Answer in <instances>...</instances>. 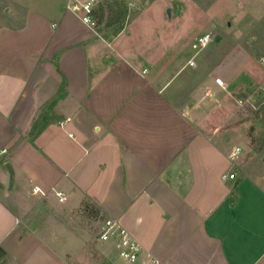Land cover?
Wrapping results in <instances>:
<instances>
[{
	"label": "crops",
	"instance_id": "1",
	"mask_svg": "<svg viewBox=\"0 0 264 264\" xmlns=\"http://www.w3.org/2000/svg\"><path fill=\"white\" fill-rule=\"evenodd\" d=\"M50 12L0 28V264L78 257L85 204L120 221L142 247L140 264H264V174L246 169L251 150L229 161L247 145L246 91L236 81L262 82L223 65L236 49L253 56L244 37L218 63L209 46L194 49L205 35L148 59L134 48L140 36L122 39L126 23L115 37L101 36L64 7ZM49 102L46 114L58 122L30 143Z\"/></svg>",
	"mask_w": 264,
	"mask_h": 264
},
{
	"label": "rangeland",
	"instance_id": "2",
	"mask_svg": "<svg viewBox=\"0 0 264 264\" xmlns=\"http://www.w3.org/2000/svg\"><path fill=\"white\" fill-rule=\"evenodd\" d=\"M65 1L0 0V28H18L24 24L29 13L51 15V10L61 12L67 5ZM102 1L104 0L99 2ZM121 1L128 10L125 25L127 33L122 39H125L128 33H132V36H140L141 40L146 38L144 40L146 42L142 44L138 37L139 41L134 48L139 47V51H147L146 53L150 57L148 59L160 58L165 50H173V53H176L189 40L192 41L196 37L207 35L213 41L208 45L209 53H211L208 54V57H213V60L218 63V60H221L230 51V43L239 37H244L243 43L248 44L245 49L250 51L253 56L244 53L242 49H236L234 54L225 56L228 60L223 65H232L236 67L233 69L236 71L254 73V79L258 82L262 81L249 86L243 77H239L236 82L243 83L246 91V94L241 95L243 99L240 103V111L245 119L247 145L240 143L242 147V151H240L245 157H248V150L255 153V156L250 157L246 169L264 174V159L262 158L264 157V92H261L259 96L257 94L258 87L264 82V65L260 63V57L264 54V0ZM167 11H170L169 16ZM81 17L82 13L76 20L83 25ZM112 17L111 14L108 23ZM83 27L89 29L85 25ZM215 37H220L217 44L214 43ZM170 57L171 55L168 53L167 58H163V61ZM163 61L160 62V65ZM214 68L213 72L218 71ZM85 205L78 214V225L83 228L85 233L84 248L78 257H70L67 264H117L115 257L112 258L114 255L111 254L112 250L110 252L112 256L107 260L109 248L106 250V246L98 240L99 229L106 217L97 214L89 204Z\"/></svg>",
	"mask_w": 264,
	"mask_h": 264
},
{
	"label": "built area",
	"instance_id": "3",
	"mask_svg": "<svg viewBox=\"0 0 264 264\" xmlns=\"http://www.w3.org/2000/svg\"><path fill=\"white\" fill-rule=\"evenodd\" d=\"M93 1L79 2L77 0L68 1L65 12L78 17L82 13L81 22L83 25L87 26L91 30H95L96 21L93 16ZM212 39L209 36H202L196 40L194 49L197 52L203 51L212 43ZM261 64L264 65V57L260 60ZM190 67H195L194 62L190 61L188 63ZM215 84L218 87L223 88V83L220 79L215 80ZM264 92V82L258 87L257 94ZM6 151L3 150L1 153L4 154ZM240 149H234L229 155V161L231 165H235L238 156L240 155ZM233 180L235 178L234 174L228 176H223L222 179ZM34 195H40L42 197L46 196V193L42 192L38 187L33 188ZM55 196L59 203L65 201L63 193L55 192ZM98 240L102 243L109 244L113 247L115 258L120 264H140L139 260L142 254V247L139 243L122 227L120 221L116 218H106L98 232ZM142 264H156V261L147 258V261Z\"/></svg>",
	"mask_w": 264,
	"mask_h": 264
},
{
	"label": "trees",
	"instance_id": "4",
	"mask_svg": "<svg viewBox=\"0 0 264 264\" xmlns=\"http://www.w3.org/2000/svg\"><path fill=\"white\" fill-rule=\"evenodd\" d=\"M97 13L99 16L98 22L96 24L98 30L97 34L101 36L109 35L111 37H115L119 32H121L128 18V10L121 0L102 1L101 3H99ZM111 14L114 18L112 17V20L108 23L107 21L111 17ZM65 90L66 85L65 81H63L61 89L55 99L61 96L65 92ZM259 95L260 94H258V96ZM50 103L51 102L43 106L40 114L31 127V130L27 136V139L30 143H32L47 126L58 122L57 119H55L54 117L49 118L46 114V109Z\"/></svg>",
	"mask_w": 264,
	"mask_h": 264
},
{
	"label": "water",
	"instance_id": "5",
	"mask_svg": "<svg viewBox=\"0 0 264 264\" xmlns=\"http://www.w3.org/2000/svg\"><path fill=\"white\" fill-rule=\"evenodd\" d=\"M170 11H167V15L169 16ZM220 41L219 37H215L214 43H218ZM8 184H9V177H8Z\"/></svg>",
	"mask_w": 264,
	"mask_h": 264
}]
</instances>
